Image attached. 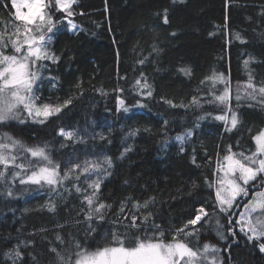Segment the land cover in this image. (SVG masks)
<instances>
[{"label":"trees","instance_id":"1","mask_svg":"<svg viewBox=\"0 0 264 264\" xmlns=\"http://www.w3.org/2000/svg\"><path fill=\"white\" fill-rule=\"evenodd\" d=\"M73 11L70 19L77 27L70 29L65 14L52 8L57 23L47 33L51 37L47 48L59 60L40 62L42 79L35 87L40 105L62 104L69 97L73 102L44 123L27 118L23 123L0 124V133L8 132L29 147L47 145L61 178L72 164L88 161L102 167L89 174L74 172L52 190L47 184L20 183L31 173L23 157L35 159L20 153L17 163L26 169L9 167L0 178V264H14L7 253L15 249L22 254L15 264H56L49 251L53 247L75 251L79 241L93 251L113 232L142 236L153 223L162 225L171 240L201 205L210 216L220 215V232L227 238L221 240L213 226H206L209 216L189 238L194 249L209 243L219 249L223 264H264L259 242L247 241L235 223L236 215L230 213V223L229 215L219 212L206 183V178L212 182L223 129V123H214V117L223 114L221 108L208 102L212 93L219 95L224 89L223 83L213 85L214 75L223 74L229 82L231 105L240 111L234 145L240 140L251 147L252 136L264 128L259 104L248 107L245 101L237 107L235 100L249 71L255 84L264 83V0H77ZM12 13L10 0H0V29L5 21H13ZM250 57L254 61L245 69L244 61ZM183 69H190V75ZM137 80L151 86V97L142 94L147 90ZM193 97L199 105L191 103ZM118 98L125 102L119 111ZM206 113L211 116L199 119ZM60 128L76 130L77 138L65 140L57 134ZM188 130L191 137L186 136ZM177 136L185 139L178 141ZM125 148L130 151L121 157ZM106 158L112 161L110 168L103 163ZM94 181L101 184L97 202L111 206L103 210V221L86 219L84 196ZM150 198L154 199L147 209L134 208L135 202L143 205ZM148 212L152 215L140 232L125 227L132 214L142 220ZM90 228L96 229L94 239L88 237Z\"/></svg>","mask_w":264,"mask_h":264},{"label":"snow or ice","instance_id":"2","mask_svg":"<svg viewBox=\"0 0 264 264\" xmlns=\"http://www.w3.org/2000/svg\"><path fill=\"white\" fill-rule=\"evenodd\" d=\"M76 2L77 0H10L11 9H14V19L12 22L5 21L3 29H0V124H7L13 120L23 123L22 112H27L28 116L34 119L41 118L39 122L44 123L49 117L59 114L73 102V98L69 97L62 104L46 103L40 105L36 102L38 98L35 96L33 86L37 80L42 79L39 69L43 68L44 65L40 62H57L59 60V57L50 53L47 48V44L51 40L47 33H52L57 23L51 14L52 8L54 7L58 12L64 13V19L68 20L69 28L75 29L77 26L70 18L75 15L73 5ZM166 12L167 10H165ZM164 23H168L166 14ZM235 38L241 39L239 33L235 34ZM241 42L246 41L241 40ZM253 61V57L245 60V69H248L249 64ZM183 71L186 75H190V69H183ZM216 82L223 83L224 89L219 95L212 93V100L208 102L221 108L223 114L216 115L214 119L224 121L225 130L232 132L241 123L239 113L231 105V89L223 74L214 75L213 85ZM136 84L141 89L147 90L142 93L143 95L152 96L151 86L147 82L141 83V80H137ZM235 100L237 107L241 102L246 101L248 107L259 104L264 109V83L255 84L254 77L249 71L248 82L242 89L238 87ZM164 102L172 107H177L171 100ZM191 103L199 105L196 97H193ZM117 104L119 111L125 102L118 98ZM138 106L144 107L139 101ZM180 106L185 107L183 104ZM123 110L127 112L128 108L124 107ZM208 116H211V113H206L199 119L203 120ZM57 134L69 141L75 140L78 135L76 130H65L64 128H60ZM192 134L191 130L186 132L187 137H191ZM100 138L105 139L103 136ZM176 139L183 142L185 136H177ZM252 140L255 150L251 151L250 154L233 152L229 146L223 156V162L217 160V167L213 173L217 179L211 182L206 178L209 187L215 188V206L220 213L229 215L230 223L232 222L230 212L238 197L249 195L248 186L250 183L259 180L261 187L264 188V129H260L256 135L252 136ZM183 150L181 148V151ZM128 151L130 148H125L121 157ZM20 153H27L35 158L28 160L27 156L23 157L27 160V168L31 174L27 176V179L21 178L20 183L36 185L43 183L52 186V190H55V186L61 185L63 179H68L74 172L89 174L102 167L100 163L88 161L83 165L72 164L61 178L58 165L53 163L47 152V145L29 147L8 132L0 133V166L5 169L14 167L25 170L26 165L24 163H17ZM103 163L109 168L112 166V161L109 158H106ZM193 163H195V157H193ZM14 175H19V173H14ZM5 176L6 173L0 171V178ZM76 178L79 179V175ZM87 188L92 189V191L84 196L88 205L86 219L92 220L93 217H96L103 221L105 219L103 210L111 206L97 202L101 188L100 181L89 183ZM76 191L79 193L82 189L76 187ZM84 191L86 192V190ZM153 199L150 198L143 205L135 202L133 206L137 210L140 208L147 209ZM49 210L54 211L55 206L50 205ZM124 212L125 209L122 206L121 215H124ZM151 215V212H148L140 220L139 217L132 214L130 223L126 224L125 227L140 232L141 226L147 224ZM209 216L210 213L201 205L196 209L194 217L189 218L181 228L175 230L171 240L167 239V234L163 231L162 225L153 223L151 228L144 229L142 236L134 235L129 238L127 234L122 236L118 232H113L110 234V239H105L103 246L97 245L93 251L83 248L79 241L73 246L75 251L69 249L61 252L56 247L49 249V251L54 254L56 264H206L208 254L210 252L216 253L219 249L209 243H205L202 249L199 247L194 249L190 245L189 238L197 234L196 226ZM124 219L128 220L129 217L125 215ZM235 223L240 225V231L244 233L248 242H259V251L264 253V190L253 194L252 199L243 206V211L239 213V219ZM217 225H219V221H217ZM190 227L191 230H189ZM228 231L235 235L231 229ZM95 232V228H90L88 237L94 239L92 233ZM217 235L221 240L227 238L219 229H217ZM57 240L63 243L60 236H57ZM7 255L9 259L14 260L15 264V259L20 258L22 254L18 249H15ZM210 264H223V262H218L213 255Z\"/></svg>","mask_w":264,"mask_h":264},{"label":"rangeland","instance_id":"3","mask_svg":"<svg viewBox=\"0 0 264 264\" xmlns=\"http://www.w3.org/2000/svg\"><path fill=\"white\" fill-rule=\"evenodd\" d=\"M26 11V10H25ZM12 18L14 19V9H13V13H12ZM64 21L67 23L68 25V20L67 19H64ZM37 86V82L34 84V92H35V87ZM35 96L37 97L36 93H35ZM38 100V99H37ZM37 102V101H36ZM38 103V102H37ZM39 104V103H38ZM238 111V109H236ZM239 113V118H240V121H241V117H240V111H238ZM21 118L23 120L25 119H30L31 121H39L41 118H33V117H30L28 116L27 112H22L21 113ZM13 121H16V122H19L18 120H13ZM219 122L223 123V129H222V132H221V135L219 136V141L217 143V147H216V150H215V155H214V158H213V164H212V182H214L217 177L213 175L214 171L216 170V167H217V160L219 159L221 162H223V156L226 154V150L229 146H231V149L233 152H236V153H240V152H244L245 154H250L251 151H254L255 150V145H254V142L253 140L252 141V145L251 147H248L246 146L245 143H242L240 140L238 141V143H235L234 145V142L233 140L236 139V135L238 134L239 132V128H240V125L241 123L238 125V127L236 129H234L232 132H228L225 130V123L224 121H219V120H216L215 119V124L217 125ZM264 129V128H263ZM225 134L224 138H223V135ZM234 145V146H233ZM209 155V153H208ZM1 171H4L6 172V169L3 167V170ZM31 174V173H30ZM29 174V175H30ZM28 176V175H27ZM27 176L26 178L24 179H27ZM255 182V183H254ZM254 182H251L250 185L248 186L249 188V195L248 196H241V197H238L237 198V201L235 202V205L233 207V209L231 210L230 213H233V215H236L237 219H239V213L243 211V206L250 200L252 199L253 197V194L257 191H262L264 190V188H262L259 184L260 182L258 181H254ZM43 184V183H42ZM254 185V186H253ZM212 190H213V194H214V198H215V188L214 187H211ZM251 190H253L252 192H250ZM217 221H219V225H217ZM206 226H208L209 228H211L212 226L214 227V233L217 234V229H219V231L221 230V218H220V215L214 213L210 216L209 220H208V223L206 224ZM238 228H239V231H240V225H238ZM241 232V231H240ZM243 233V232H242ZM244 234V233H243ZM213 255L215 256L216 260L218 262H220L221 260L219 259V255L218 253H209L208 254V261L206 262V264H210L211 260H212V257Z\"/></svg>","mask_w":264,"mask_h":264},{"label":"bare ground","instance_id":"4","mask_svg":"<svg viewBox=\"0 0 264 264\" xmlns=\"http://www.w3.org/2000/svg\"><path fill=\"white\" fill-rule=\"evenodd\" d=\"M191 228V227H190Z\"/></svg>","mask_w":264,"mask_h":264}]
</instances>
